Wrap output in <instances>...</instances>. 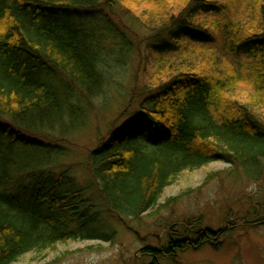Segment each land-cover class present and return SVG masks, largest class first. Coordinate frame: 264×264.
Wrapping results in <instances>:
<instances>
[{
	"label": "trees",
	"instance_id": "obj_1",
	"mask_svg": "<svg viewBox=\"0 0 264 264\" xmlns=\"http://www.w3.org/2000/svg\"><path fill=\"white\" fill-rule=\"evenodd\" d=\"M102 1L139 9L140 25L161 39L144 51L139 42L140 91L89 152L91 178L116 218L155 213L183 174L214 162L250 173L264 159V0H0V264L69 240H113L83 233L95 214L82 190L45 166L59 145L33 139L83 125L110 70L124 63L131 47L104 38L124 41L125 33L91 14ZM24 175L29 183L10 185ZM230 220L213 230L187 219L170 227L165 245L139 252L160 264L176 249L217 248L221 236L250 225Z\"/></svg>",
	"mask_w": 264,
	"mask_h": 264
},
{
	"label": "rangeland",
	"instance_id": "obj_2",
	"mask_svg": "<svg viewBox=\"0 0 264 264\" xmlns=\"http://www.w3.org/2000/svg\"><path fill=\"white\" fill-rule=\"evenodd\" d=\"M114 5L110 7L102 1L91 12L103 27L125 33L123 41L105 32L106 46L116 47L123 43L131 47L122 66L110 70L113 79L106 86L107 92L91 100L92 107L87 111L83 125L68 128L66 132H60L58 126L53 131H46L48 136L33 138L43 145H59L45 166L55 177L64 172L67 179L73 180L82 190L81 196L87 200L90 213L95 214L93 227L89 225L83 233L113 235V240H69L59 243L54 252L43 255L26 253L14 264H149L152 256L140 254L141 247L165 245L170 227L177 224L180 227L185 220L199 217L200 227L213 230L231 222L230 219L235 221L243 217L250 225L240 224L228 235L221 236L217 248L205 242L197 248L176 249L172 255L160 257V264H264V222H260L264 217V159L250 173L244 169L230 170L226 164L214 162L183 174L164 190L159 210L138 219L121 220L109 211L89 173V152L106 137L130 97L140 91L137 77V73L142 72L138 65L139 42L141 51H144L148 43L161 41L150 38L148 31L140 25L136 19L139 9L124 11L125 6L121 3ZM248 89L240 91L238 97L247 99ZM4 120L0 119V126ZM211 172H214L213 176L204 182ZM30 180L31 177L24 175L10 185H25ZM172 197L173 200L166 204V200Z\"/></svg>",
	"mask_w": 264,
	"mask_h": 264
}]
</instances>
